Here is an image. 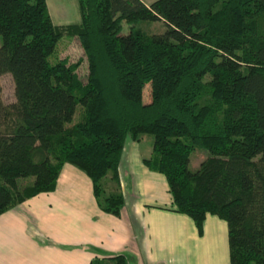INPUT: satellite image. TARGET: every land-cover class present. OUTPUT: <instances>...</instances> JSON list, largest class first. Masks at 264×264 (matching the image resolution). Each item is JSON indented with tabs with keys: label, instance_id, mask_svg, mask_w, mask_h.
<instances>
[{
	"label": "trees",
	"instance_id": "16d2710c",
	"mask_svg": "<svg viewBox=\"0 0 264 264\" xmlns=\"http://www.w3.org/2000/svg\"><path fill=\"white\" fill-rule=\"evenodd\" d=\"M76 5L78 22L55 25L45 0H0V75H10L14 95L0 100V214L52 191L69 163L89 178L97 207L118 216L124 139L148 134L142 163L164 176L172 211L197 235L215 215L226 224L229 264H264V0ZM140 20L165 29L131 28ZM71 36L84 81L77 62L59 57ZM195 148L207 156L189 170ZM89 264L127 260L118 253Z\"/></svg>",
	"mask_w": 264,
	"mask_h": 264
},
{
	"label": "crops",
	"instance_id": "0c3cea01",
	"mask_svg": "<svg viewBox=\"0 0 264 264\" xmlns=\"http://www.w3.org/2000/svg\"><path fill=\"white\" fill-rule=\"evenodd\" d=\"M141 142L124 139L118 216L102 212L86 174L64 163L52 191L0 214V264H89L118 253L127 264H229L225 222L206 214L197 235L188 216L172 211L164 176L142 163L151 141Z\"/></svg>",
	"mask_w": 264,
	"mask_h": 264
},
{
	"label": "rangeland",
	"instance_id": "374dc122",
	"mask_svg": "<svg viewBox=\"0 0 264 264\" xmlns=\"http://www.w3.org/2000/svg\"><path fill=\"white\" fill-rule=\"evenodd\" d=\"M152 1V0H145ZM47 11L49 17L53 24L55 25H65L70 23H76L79 20V14L77 10L76 0H45ZM134 27L136 29L141 30L144 33H162L165 29V26L160 21H137L135 22L131 28ZM128 25L123 24L122 31L125 33L127 31ZM60 58H66L68 63L77 62V67L75 69V73L81 81L85 80L87 69H86V61L83 55L82 49L79 45L77 36H71L66 41L65 47L63 51L59 54ZM147 84L143 89V102H147L149 100L148 92H147ZM0 100L4 104H9L14 101L13 95V84L9 74L4 73L0 75ZM147 138V139H146ZM151 141V136L148 134L142 135V142L140 146L145 147L146 142ZM144 149V148H142ZM207 156V151L201 148H195L192 150L188 157L187 167L189 170H194L200 161H202ZM109 173H107L102 179L101 182L105 183L108 181ZM32 181L31 177L27 178H19V185H27Z\"/></svg>",
	"mask_w": 264,
	"mask_h": 264
}]
</instances>
